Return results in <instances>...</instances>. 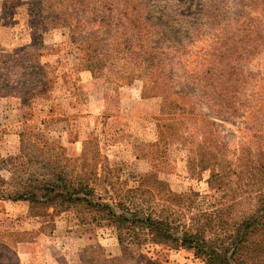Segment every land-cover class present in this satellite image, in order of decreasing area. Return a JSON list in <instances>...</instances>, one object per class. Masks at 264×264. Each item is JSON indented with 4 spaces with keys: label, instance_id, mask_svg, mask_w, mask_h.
I'll list each match as a JSON object with an SVG mask.
<instances>
[{
    "label": "rangeland",
    "instance_id": "1",
    "mask_svg": "<svg viewBox=\"0 0 264 264\" xmlns=\"http://www.w3.org/2000/svg\"><path fill=\"white\" fill-rule=\"evenodd\" d=\"M38 1L0 0L2 92H28L36 85L45 95L63 79L75 81L85 42L93 44L97 72L114 86L125 82L137 87L151 76L167 75L169 86L162 90L168 106L167 142L155 145L146 135L153 145L147 151L139 135L134 148L118 152L114 158L120 160L121 170L119 180H113L115 196L170 215L175 225L199 224L205 237L219 243L217 236H226L232 222L252 213L264 198V0H137L151 20L141 24L142 30L121 16L125 6L120 0ZM39 8L41 40L33 45L37 13L31 11ZM44 75L47 81L39 85ZM27 131L15 161L0 153V194L21 188L32 173L62 165L74 169L59 144L43 132ZM147 152L152 156L144 159ZM107 158L92 143L75 169L82 173L93 167L101 175L112 164ZM47 160L50 163H44ZM148 168L168 184L156 186L148 178L141 189L125 192L138 187L137 171ZM214 172L226 178L211 180ZM148 188L157 196L143 191ZM92 192L94 199L108 202L113 196L98 181ZM0 200V264H27L25 252L52 250L48 237H59L61 222L60 232L69 238L58 245L66 255L59 251V259L51 264H206L189 249L173 248L143 234L131 240L130 230L81 205L65 208L66 203L55 205L57 198L32 205ZM114 210L123 213L118 206ZM85 222H93L87 228L90 241L79 245L81 236L74 231Z\"/></svg>",
    "mask_w": 264,
    "mask_h": 264
},
{
    "label": "trees",
    "instance_id": "2",
    "mask_svg": "<svg viewBox=\"0 0 264 264\" xmlns=\"http://www.w3.org/2000/svg\"><path fill=\"white\" fill-rule=\"evenodd\" d=\"M120 1L125 6L120 11L121 16L127 18L133 27L144 29V25L141 24L151 22L150 18L144 16L140 11L143 5L141 1ZM38 2L44 3L45 1L39 0ZM106 2L111 3L110 0H106ZM31 6H33L32 3L29 5V9ZM31 13H37L33 23L34 31L31 40V43L34 45L41 40V34H39L41 28L38 25V21L42 17L43 8H39L37 12L32 10ZM64 16L67 15L64 14ZM81 47L84 48L86 52L83 54V63H81V67L78 71L89 70L94 76H104L97 72V68H100V66L99 61H97L93 55V44L85 42V45ZM154 52L155 51L152 49L151 53ZM1 56H3L2 53ZM34 57L35 56H31V58ZM152 58L155 57L152 56L151 59ZM35 64L37 68H41L39 63L36 62ZM167 77L168 76L165 74L151 76L143 85L144 95H158L162 97L160 115L157 118V138L154 142L155 145L160 143L165 144L167 142L165 119L168 106L166 97L164 93H162V90L166 88L165 86H169V80ZM65 80L69 81L67 79ZM46 81V75H44L43 79H38L39 85L45 84ZM227 82H230V78L227 79ZM213 85L214 84L211 81V86ZM36 87L38 86L31 85L30 89L32 91L28 92H16L15 90L2 92L0 89V94L28 93L27 95L32 98L41 94V91ZM215 87H218V85L216 84ZM150 89L155 90L156 93L153 95L146 94V91ZM180 117H182L181 112L179 118ZM82 158L84 157H76L72 159L67 158L72 160L71 163L74 169H68L65 165H62L60 168L56 166L53 169L48 168L46 172L37 175L32 173L31 177L26 180V183L20 185L21 188L6 190L4 194H0V199L7 198L14 201L23 200L32 205L36 202L49 203L50 200L52 201V199L57 198L58 203L56 202L55 205H63L66 203L65 208L81 205L89 211L96 212L97 214L99 213L103 217L110 219L116 223L119 228H127L132 233L130 236L131 240H138L141 236L145 235L146 238L154 240L155 242L167 243L173 248L189 249L193 251L197 257H203L206 264H264V198L259 199V204L252 213L245 214L239 220L232 222L231 226L228 227L226 231L227 235H218L217 240L219 243L214 244L212 239L204 236L205 228L199 224H181L182 226L180 224L175 225L173 222L175 219H172L170 215H166L162 212L156 213L154 209L149 208L150 210H147V206L144 207V205L132 203V201L127 203L126 201L116 198L115 193L117 188L115 185L116 182L113 180H119L121 170L119 168V159H110L108 157L109 164H112L105 167L107 170L103 169L101 175H99L93 167H91L90 170L77 173L75 164L79 161L78 159ZM44 163H50V160H47ZM187 164L188 171L192 172L193 167L189 159L187 160ZM73 172H75V174ZM148 178L151 179V182L156 186L168 184L159 177L156 171L151 169L140 174L137 188H129L126 189L125 192L134 191V189H141ZM215 178L222 179L226 177L222 176L220 172H214L211 175V180ZM97 181L101 184H105L107 191L113 193V196H110V202L103 200L99 196L98 199H94L92 185L97 183ZM2 191H4V189H2ZM143 191L150 192L151 195L157 196L156 193L152 192V188L143 189ZM117 206L123 210V213H116L114 208ZM119 241L121 245L124 243L123 238L120 235ZM128 243H132V241L129 240Z\"/></svg>",
    "mask_w": 264,
    "mask_h": 264
},
{
    "label": "crops",
    "instance_id": "3",
    "mask_svg": "<svg viewBox=\"0 0 264 264\" xmlns=\"http://www.w3.org/2000/svg\"><path fill=\"white\" fill-rule=\"evenodd\" d=\"M42 95L30 98L25 93L0 94L2 158L13 161L17 159L27 129L46 134L45 138L59 144L68 158L86 157L90 145L97 143L110 159H115L119 151L134 148V139L139 135H143L142 144L147 146V151L155 141L151 144V139L145 136L151 135L153 140L157 138V118L162 97L144 95L142 84L136 87L135 84L120 82L114 86L105 76L98 77L89 70H81L75 81L63 79L59 86ZM150 156L152 154L147 152L143 158ZM148 170L151 168L137 173ZM91 223L80 224L79 231H74V234L81 236L79 245L90 241L91 233L87 232V228L92 226ZM63 228L61 222L57 229L59 237H48L53 251L46 250L33 255L25 252L23 256L26 263L57 262L59 248L62 247L58 244L69 238L62 236L64 233L60 231ZM60 254L64 252L60 251Z\"/></svg>",
    "mask_w": 264,
    "mask_h": 264
}]
</instances>
